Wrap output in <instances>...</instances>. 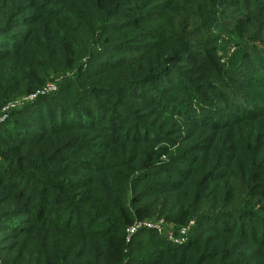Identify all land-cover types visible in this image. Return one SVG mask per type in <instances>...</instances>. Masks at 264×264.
<instances>
[{"label":"trees","instance_id":"16d2710c","mask_svg":"<svg viewBox=\"0 0 264 264\" xmlns=\"http://www.w3.org/2000/svg\"><path fill=\"white\" fill-rule=\"evenodd\" d=\"M193 1L0 0V107L44 85L46 75L75 68L68 77L54 79L57 87L50 93L11 109L0 123L12 129H0V264H264V216L245 204L238 214L213 211L193 218L182 243L150 228L125 240L126 228L143 215L151 217L156 205L166 220H180L202 202L218 208L229 200L231 178L264 188V98L259 93L248 96L252 109L231 102L240 116L233 126L237 138L241 126L246 134L239 136L248 142L239 140L244 154L238 155L242 151L236 152L235 144L216 153L226 138L221 132L219 138L216 133L191 139L212 125L183 103L204 107L217 121L205 98L226 95L212 84L214 50L187 44L188 34H182L176 11L192 13ZM223 1L199 0L201 20L208 23ZM141 27L148 32L141 34ZM123 52L142 53L126 57ZM166 69H172V80L163 79ZM63 94L75 103L64 99L66 106L45 115L44 105L57 107ZM43 112L44 124L31 125L36 131L8 121L29 113L41 118ZM175 119L192 125L186 135L158 128ZM247 120L256 128L240 123ZM229 136L235 139L233 132ZM182 143L176 153L169 149ZM219 166L224 171L214 174ZM141 182L144 187L137 190ZM126 187L135 195L128 196ZM146 197L151 198L131 207ZM257 219H263L260 229ZM138 252L143 257H131Z\"/></svg>","mask_w":264,"mask_h":264},{"label":"rangeland","instance_id":"374dc122","mask_svg":"<svg viewBox=\"0 0 264 264\" xmlns=\"http://www.w3.org/2000/svg\"><path fill=\"white\" fill-rule=\"evenodd\" d=\"M181 1V0H180ZM199 0L193 1V6L195 8L191 9L190 14L187 13H181V11L178 9L176 11V15H179L181 19V25H182V34L187 33L189 38L187 44H192L193 46L200 48H205L209 51L214 50V56L216 58V67L217 69L214 70L216 77L214 78L215 81L212 82L213 87L216 85L217 87H220L221 92H225L226 95H220L214 96L212 95V99L205 98V103L212 102V107L216 109V115L218 117V120L215 121L213 118V115L210 114L204 107H201L197 104H192L191 102H187V104L183 103V105L194 111L203 121V123H208L212 126H208L207 129H203L200 132H197L191 139L194 140L198 138L199 134L206 137H212L216 133L218 134V138L220 136L221 132V139L223 137H226L224 140V143L219 142L216 146V153L217 148L219 149L222 145L227 146V148H231L233 144H235L238 148L236 150H242V145H247L248 142L243 141L240 139L239 136L243 135L245 138L246 134L244 132V127H239L242 132L238 135L237 138V130L238 128L233 127L234 123L236 125V122L239 123V117L236 115V111L231 105V102H234V106L241 108V110H248L252 109V99H249L248 96L253 95L257 97V93H259V98H264V0H224L223 2L219 3V5L215 6V15L212 17V19L208 23H204L201 20V15L203 14V10H200L199 8ZM221 1V0H219ZM8 2H11V0H8ZM176 8V7H175ZM196 14L198 17H196ZM182 20L184 25L182 24ZM188 24H190L188 26ZM190 27L186 29V27ZM142 30L141 34H145L148 32V30L143 29V27L140 28ZM130 31V30H129ZM110 38H119L120 35H108ZM142 53V52H139ZM139 53L136 52H123L122 55H125L126 57H134L135 55H139ZM106 57V56H105ZM98 58V59H104ZM117 56H111L106 57L105 59L115 58ZM150 58H153L149 56ZM148 58V57H147ZM143 58L139 63L141 66H144L146 64V59ZM150 60L148 59V63ZM179 70H182V67L184 66H177L176 63L171 62L168 65H174ZM191 67L192 64L188 63ZM189 68V67H187ZM75 71V68L67 69L64 72H56L51 73L49 75H46L44 81L41 83V87L37 88L35 91L27 94H16L18 96H15L11 100H9L6 104H10V106L5 109L4 106L6 104L2 105L0 107V115L7 113L6 117L0 121L3 122L8 116V113L11 111V109L21 106L27 99L28 96L31 94H38V91L42 89H46L48 84H56L54 79H61L68 77L69 73H72ZM172 69H166L162 71L163 73V79H170L169 75H171ZM112 72H109V74ZM117 76V72H114ZM214 75V76H215ZM175 84V80H173ZM211 83V80H209ZM158 86H171L172 84H166L161 82H154ZM40 84V85H41ZM176 85V84H175ZM57 87V85L55 86ZM54 87V88H55ZM177 87V85H176ZM212 87V85H211ZM177 89V88H176ZM262 90V91H261ZM51 91L47 90L44 94L50 93ZM187 94L182 93L181 97L185 96ZM62 100L57 101L58 106L52 107L49 105H44V111L45 115L47 112L57 113V108L62 106H66L63 103V100L66 99L70 103H75V99L70 94H63L61 96ZM195 100V99H194ZM253 101H257V103H260V101L257 98H254ZM254 103V102H253ZM262 110L264 112V104L261 102ZM240 107H239V106ZM3 111V112H1ZM249 116H244L241 118L248 119ZM44 112L42 117H38L34 114H27L26 116H19V115H13L10 117L8 121H13V123H16L17 125H21V127L24 128V130L28 131H36L34 128H32V124L36 123L38 125H43L44 120ZM176 120V119H175ZM264 120V118H262ZM7 121V122H8ZM156 119L153 123H156ZM160 124L163 123V120L159 121ZM220 123H227V124H221ZM243 125H245L248 130L249 128H256L255 122L248 121L247 122H240ZM131 124V123H129ZM128 124V125H129ZM152 125V124H151ZM157 124H155L156 126ZM165 127V129L174 128L177 129L178 132H175V134H179L180 136L186 135L187 130L191 129L192 125L187 123H179L176 120V123L173 125L166 126V123L163 125H159L158 128L162 129ZM2 131L6 133H11L9 131H12L8 127V125L2 126L0 128ZM234 133V140L231 141V137L229 136L230 133ZM1 133V131H0ZM169 134V132H166ZM170 134V135H175ZM175 137V136H174ZM100 141H105L104 138H99ZM220 139V140H221ZM242 145H240L242 142ZM120 145L116 146L114 151L115 153L119 150L121 147V142H119ZM148 145V144H144ZM185 145V143L179 144L178 146H169V149L173 151V153L178 152L182 147ZM94 150H97V148H93ZM178 150V151H177ZM207 153V150L204 152ZM208 153H212L210 150ZM216 153H213L212 160L214 159V155ZM161 159H165L166 156H161ZM260 167L263 170L264 169V154L260 155ZM175 165V164H174ZM177 166V165H176ZM211 171H214L215 173H221L224 171V166H219L216 169H212ZM213 176V175H211ZM264 178V176H262ZM233 183V188L230 189V192L232 191V194L229 196V200L224 201V203L218 207V208H211L209 202H202L199 205L193 206L191 209L186 210V215H184L183 218L180 220H166L165 214H162L161 208L156 205L154 209L151 210L152 216L150 215H143L140 217V219H135L134 222H150V223H161L163 234L166 235L169 231H173V227L177 224L183 223L181 226L178 227V229L184 225H186L188 222L184 223L187 219L188 221L196 219L198 216H202L208 212H217V213H224V214H238L241 211V208L243 205H248L252 207V211H254L256 214L260 216H264V188H252L251 183L249 186L244 184L240 179L238 178H231ZM243 184H242V183ZM212 183L209 187H212ZM144 184L141 182L137 186V190L143 189ZM125 189L128 190V196L131 195L132 191L129 189V187H126ZM210 194V192H205ZM257 194H262L260 197L256 196ZM135 195V193H132V196ZM140 198V196L138 197ZM151 197H146L143 200L133 203L131 205L132 208L141 206L144 202L148 201ZM141 199V198H140ZM195 207V208H194ZM172 211H177L176 208H172ZM192 218V219H190ZM194 218V219H193ZM263 219H257L256 225L260 229L263 225ZM132 222V223H134ZM258 222V224H257ZM249 227V226H248ZM253 229L255 228L254 224H252ZM177 229V230H178ZM126 233V231H125ZM237 236H233L232 239L236 238ZM125 240H126V234H125ZM147 247L157 248L155 244H149ZM250 249L254 250L255 246L249 245ZM249 251V249L247 250ZM131 257L133 258H139L143 257V254L138 253H130ZM125 258V256H123ZM262 259V256L260 257ZM258 258L255 259L257 262Z\"/></svg>","mask_w":264,"mask_h":264},{"label":"built area","instance_id":"2783aa9c","mask_svg":"<svg viewBox=\"0 0 264 264\" xmlns=\"http://www.w3.org/2000/svg\"><path fill=\"white\" fill-rule=\"evenodd\" d=\"M54 87H55L54 84H48L46 89H42V90L38 91V94H44L45 91H47V90L51 91L54 89ZM36 96H37V94H31L28 96L27 100H33ZM9 106H10V104H6V106H4V108H3L4 111ZM1 112H3V111H1ZM6 114L7 113L0 115V121L6 117ZM193 223H194V221L190 220V221H188V223L186 225L180 227L176 232L169 231L166 234L167 239L172 241L173 243L184 242L186 240V237H187V232H188L189 228L193 225ZM140 228L154 229L158 233L163 234L161 223H158V222H156V223H150V222L149 223L148 222H137V223H135L134 222L126 228V241L128 242L130 239V236Z\"/></svg>","mask_w":264,"mask_h":264}]
</instances>
